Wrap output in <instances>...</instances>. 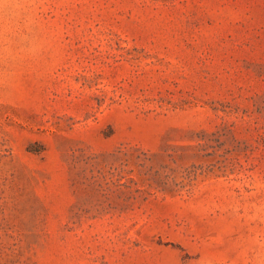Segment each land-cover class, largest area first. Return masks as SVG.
Segmentation results:
<instances>
[{
	"label": "rangeland",
	"instance_id": "374dc122",
	"mask_svg": "<svg viewBox=\"0 0 264 264\" xmlns=\"http://www.w3.org/2000/svg\"><path fill=\"white\" fill-rule=\"evenodd\" d=\"M0 264H264V0H0Z\"/></svg>",
	"mask_w": 264,
	"mask_h": 264
}]
</instances>
